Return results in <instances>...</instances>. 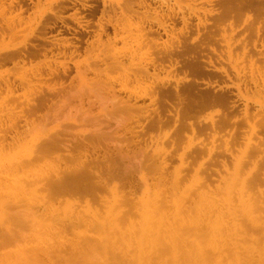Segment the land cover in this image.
Wrapping results in <instances>:
<instances>
[{
	"label": "bare ground",
	"instance_id": "1",
	"mask_svg": "<svg viewBox=\"0 0 264 264\" xmlns=\"http://www.w3.org/2000/svg\"><path fill=\"white\" fill-rule=\"evenodd\" d=\"M2 1H4V0H0V3ZM37 1L39 2L40 0H36V2L33 0H10L9 3H4V5L5 4H7V5H6V7L3 8L2 11H0V14H3L6 9L11 11L13 9V6L16 7V10H14V12H12L13 11L12 10L10 12L9 16L8 17L6 16L7 18L2 20L5 23L6 27H5V25H4L5 28L0 26L3 28V29L2 28L0 29V64H7L9 62H12L13 63V64L11 63V66H12V65H14V63H18L19 61H24L25 58L28 59V61L31 60L32 58H39V60L41 59V57L44 58V59L40 60L34 66L31 65L30 68H24L22 65L21 66L18 65L20 68L25 69L26 72H28V70L31 71L30 76H27V75L21 76V77H19V75L17 76V77H19V79L21 81V84H19L20 82L18 83L19 85H17V82L15 83V81L13 79L12 80H10V79L6 80V79H1L2 77L0 78V95L5 94L0 99V106L1 105L4 106V104H7L8 101H14V103H15V99L18 98L21 103L24 101L27 102V104L25 106L20 107L21 111L25 114L30 113V112H26V109H27L28 111H31V114H33L34 116L35 115L39 116L41 114L42 109H44V108L46 109L47 106L50 104L49 102L52 101L53 99L58 98L57 100H59L62 97H63L62 99L68 98L67 97L68 94H66L67 96L65 95L66 98H64V95H62L61 91L65 87V79L68 76V72H69L70 67L67 65L64 66V64H62V62H56V60H59V59H57L58 56H63L64 59L67 56L71 59L74 56V54H78L81 56L82 54L79 53V49L82 47L81 42H80L82 40L81 38H83V39L87 38L85 41L83 40L84 43L86 44V46L85 47L83 46L84 50L82 52H84V54H85L83 56H87V57L83 58L84 59L83 62H85V63L92 62L90 60H92L91 58L94 56L93 57L94 62L95 61H100V62L103 61L104 63H106L105 62L106 58H109L111 60L110 62L108 61L110 63L109 64L110 66L117 64L120 66L119 68L121 70L123 69L124 71H126V73L129 69L132 70L133 68H134V70L138 71V72H136L133 70L134 72H136L135 74L132 71L130 73V70L128 71L130 74L133 73V77H135L136 83H137V81L139 82L138 79H144L145 80V79H149V77H152V76H156V78L158 80L159 78L157 76H159L158 75L159 73H156V69L158 66H160V67L165 66L166 61H169V63H170L169 65L167 64V67L169 66L172 69H176L178 66H180V63H179L177 57H179V56L182 57L184 52L188 48L187 47V44H188L187 41H183V42L179 41L177 44H173V43L168 41V39L171 40L170 38H173L174 36H173V34H171V30L173 29V26H171V23L166 21V19L171 21L175 18V16H174L175 14H173V7L175 5H173V7H169V5L167 4V2L165 0H163V1L161 0L162 6L166 7L168 5L166 8L167 12L164 11V13H162L161 9L157 10L156 8L153 7V4L147 3L145 0H143V1L142 0L141 1L140 0H138V1L131 0L129 3H127V2L124 3L125 0H102L103 6L101 8H99V9H102V11H100V12H102L101 18L100 17L98 18L99 20H97L98 22L96 25V26H98V28L95 31L92 30V31H94L93 34L91 33L90 30L84 28L83 25H81V24H84L81 17L77 18L76 16H74V14L78 13L80 8H81L83 10H89L91 12L90 16L93 17V15L95 14V11H94L95 9H93V6L87 5L85 3H81L80 2L81 0H79V1L78 0H47L46 3H48V5H50V6H52V5L55 7L57 6V10L55 11L54 9H52L49 6L48 8L42 9L41 11H38V10L34 11L35 15H36L34 17V20L37 21V22L36 21L35 22L37 24V28L39 27L38 30L41 34L51 33L52 30H54L56 27H58L59 22L63 26L66 22L65 21L66 19L64 16H62L59 13L68 11L69 9H72V8L74 9L73 11L75 13L74 14L72 13L73 14L72 16L69 15L70 16L69 18L73 21V23L74 22L77 23L81 27L82 31L75 30L71 26H67L65 24L63 26L64 28H66L65 31H64V29H62V31L58 30V29L57 30L61 34H63V32H66V33L70 32L71 33L70 35H72V37L75 41L73 39H71V41H70V40L65 38L66 40L69 41V44H65V43H61V41L59 40V39H61V37L59 39H56V37H55L53 40H49L47 38L44 39L42 36H36V39L39 41H42L43 43L38 44V45L32 44L31 49L27 48L26 50L21 51L19 48L22 45H23V47L26 46L27 40L29 38L33 37L34 33H30V35L28 34V37H29L28 39H27V35H26L25 40L22 39L23 40L22 42H19L17 44H15V43L12 44L13 41H15L13 38L14 36H15V38L19 39V37H16V36H18L16 34L18 32H16L15 29L18 27L17 25H21V23H22L20 16L18 17L17 15H21L24 12L28 11L29 6L32 4H34V7L37 8L38 7ZM177 1H179V4H180V2H182L183 0H176V1H174V3H176ZM185 1H187V0H185ZM185 1H183L182 3H185ZM193 1H192V3H193ZM244 2H248V1H244ZM113 3H115L117 8L120 10L119 11L120 15L116 14L117 10L115 11V9H114L115 7L113 8ZM192 3H190L191 7H192ZM249 3H250V8H252L258 16L263 18L264 17V0H262V1L260 0V2H258V3H256L255 0H249ZM123 5H125V7H123ZM184 5H183V7H184ZM194 5H193V7H194ZM208 5H209V3H208ZM245 5L246 4H239V5L236 4V7L238 9H241ZM78 6H80V7H78ZM196 6H197V4H196ZM178 7H179V9L182 8L180 5H178ZM0 8H2V6ZM212 8H214V7H212ZM215 8H218V7H215ZM232 8H233V4L227 3V11H229ZM196 9H194V11ZM112 10L114 11L113 13H115L114 15H111L109 13ZM183 11H185V10H183ZM183 11L180 12L182 14V15H180V23L182 24V28H181V31L180 30L179 31L187 37L191 33V29H194L195 27L194 28L191 27V22L189 21L190 17H189V15L186 16L185 14H183L184 13ZM189 11H193V9H190ZM217 11H219V10H216V12ZM17 12L19 14L15 15V13H17ZM69 12H71V11H69ZM187 13H188V9H187ZM196 14H198V13H196ZM196 14H193V15H196ZM216 14H218V12ZM248 14H250V13H248ZM81 15H83V14H81ZM105 15H107V17H105ZM203 15H204V13H203ZM15 16H17L18 19H16ZM205 16H206V14H205ZM134 17L136 19H133ZM224 17H225V15H223L221 17V19ZM197 19L199 20V22H201L202 19L200 17V14H199V17L197 16L196 20ZM204 19L205 18L203 17V20ZM248 19H250V16L248 17ZM84 20H86V18ZM203 20H202V22H203ZM263 22H264V19H263ZM33 23H31V25ZM85 23L88 24L89 21H87ZM203 23L205 24L206 22H203ZM1 25H3V24H1ZM198 25H199V23H198ZM231 25H233V24H231ZM254 26H256V24ZM35 27L36 26H34L33 28H35ZM109 27L112 30V34L109 32ZM154 27H156V28H154ZM199 27L200 26H198L196 28L198 31V34L200 32ZM202 27H201V29H202ZM218 28H220V27H218ZM218 28H217V30H218ZM235 28H237V27H235ZM255 28H257V27H255ZM72 30H74L75 33H73ZM256 30H257V34H259L261 29L259 27ZM230 31L231 30H229L228 32L230 33ZM202 32H204V31L202 30ZM86 33H89L88 37H85ZM234 34H236V33H234ZM161 35H165L167 40L161 41L162 40ZM233 36L234 35H232L230 37L231 40H232ZM6 37L10 40V43H8V44L5 43L4 38H6ZM11 37L13 39H10ZM75 37H77V38H75ZM91 37H93L94 39L92 38L93 40L90 41ZM196 39H198V37H195L193 39L192 43H194V41ZM117 42H120V43L123 42V43H121L122 46L119 48L115 47ZM93 43L95 44V46L93 45ZM227 45H228L227 48H229V55L227 57L228 62L231 65L233 72L235 73V79L237 81L236 80L234 81L231 78V76L229 75L228 71L225 68H221V72H223L225 74V76H227L228 79L231 80L230 81V82H232L231 87L236 88L238 91V95L240 97H242V99L246 102V103H244L245 104V106H244L245 108H243L244 112L242 113L241 112L242 110L239 111V112H241L239 116L243 117L246 120L245 123H247V125H248L247 131L249 132V134L244 136L245 142L242 144L243 146L245 144V150H244L245 159L243 160L242 157L236 159V161L234 163V169H232L233 172L229 174V177H227L226 179L223 180V185L219 181L221 183L219 185L222 187L218 191H215L214 189H212V186L216 187V185L210 186L211 183L209 184L208 181L205 182V180H203L202 177H200V176H198L195 180H193L190 185H186V182L184 183V177L181 176V175H183L184 171L182 172V174L178 171L181 175H179L178 172L174 176H170L171 174H169L170 177L167 180L166 177L168 175V172H167L168 169L166 171L167 175L164 176V174H165L164 172H165L166 165H167L168 161H166L165 157H164V158H160L159 161H157L158 165H156L157 164L156 163L152 170L151 169L149 170L147 168L149 171L147 170L148 172H146L145 171L146 169L143 168V171L146 173L153 171V174H154V172L156 173V174H154L155 176L158 174V176H157V177H159V178H157L158 182L154 181V182L158 183L157 184L158 189L156 191H150L151 190V189H149L150 185L147 183V179H146L147 177H146V178H143L144 182L142 181L143 183H145L146 190L139 197L136 196L134 198L133 197L134 194H132L133 192L131 193L132 195L129 193H126L129 191L126 189L124 190V192H122L123 189L122 190L120 189L121 190L120 191L118 188L117 189L119 191L117 189H112V190H108V192H107L106 191V189H107V187H106L107 182L106 181L110 176L113 175V173H115V172L117 173L118 166H120V165H118L117 162H115L116 160H114V159L110 160L106 155H103V157H101L100 153H99L100 149L93 143L92 139H89V141L88 140L85 141L84 139L82 141L77 140L75 143H70L65 139L66 134H55V136L51 137L50 134L47 135L45 131H42L40 129L43 133L45 132V134H46L45 136H47L44 138L45 141L42 142L41 144L37 143L36 147L35 146L30 147L28 144V145L22 147L19 150V152L16 153L15 155L12 154L13 156H1L0 155V249H1L0 250L1 251L0 252V264H62L61 262H63L64 264H78L77 260H79V262L81 261L80 264H110L109 261L110 262L112 261V264H264V196H263L264 195L263 194L264 193V161H263L264 148H262L261 146H259V144H257L258 143V142H256L257 139L255 141L253 139L255 136L257 137L259 135L258 134L259 131H263L262 128H261V130L258 128V125L256 123L258 121H256V118L253 119V117L258 116L260 119V116H262L263 119H261V120L263 121L262 123H264V116L263 115H260V116L257 115V112L253 114V111L250 114V112H249L250 107H249L248 103L252 98H249L250 96H248V97L246 96V94H248V92H252L251 93V94H253V95H251L252 97H256L258 95V98H259L262 94L264 95V78L261 77L260 74L258 76H256L258 72L253 68L257 73L255 72L256 75H254L255 74L254 73L251 76H250V74H248L250 79L247 80V76L242 73L243 71L242 72L240 71V70H243V68L245 67V65L243 68L241 67L240 60H241L242 54L245 53V56H246V52H248V50L246 51V49H244L241 45V50H243V51L245 50V52L242 53V51H241V53H240L238 51L239 52L238 54H234L233 52H236V51H233V48H235V47H232V46L235 45V43H232V42L230 43L228 41ZM256 45H257V43H256ZM149 46L154 47L153 51L156 52L155 57H154V55H153V57L149 56V54L151 53L150 48H152ZM254 46H255V44H254ZM66 47H68L69 49L70 48L73 49V50L70 49V53L68 55L65 51L61 52V53L58 52V51H62ZM143 47H146L147 49L144 48V49H146L145 51H143L141 53H137L138 52L137 49H140ZM236 47H237V45H236ZM255 47L257 48V46H255ZM237 48H240V47L238 46ZM262 48H264L263 42L261 45V49L259 48L260 52L259 51L254 52L253 55L255 54V55L259 56L260 59L261 58L263 59L264 58V52H263L264 49L262 50ZM136 50H137V52H136ZM238 50H240V49H238ZM139 51H141V50H139ZM49 54H50V57H48L49 60H47L46 57H47V55L49 56ZM250 54L251 53H249L248 55H250ZM137 55L138 56L140 55V56L138 57ZM253 55H250L248 58L253 57ZM245 56L243 58H247ZM253 58H255V57H253ZM219 59H220V57H219ZM207 60H209V59H207ZM216 60L218 61V59H216ZM246 60H245V62H246ZM63 61H65V60H63ZM125 61L126 62L128 61L127 64L125 63ZM253 61H254V59H252V62ZM29 62H31V61H29ZM80 62H76L75 66H74V68L76 67L75 70L78 73V74H76L77 75L76 78L78 77V79L79 78L82 79V75L84 77V75L86 73L88 74L89 71L92 72V70L96 68V67L92 68L93 67L92 64H90V65L88 64L90 67L88 65H86L88 67H85V65L83 64L84 66L82 68H80V65H81ZM83 62H81V63H83ZM111 62L114 64H112ZM228 62H226V63H228ZM66 63H68V62L66 61ZM208 63L209 62H207V64ZM248 63H249V59H248ZM209 64H211V62ZM219 64H221V63H219ZM55 65L59 66L61 68V71L58 68H53V67H55ZM105 65L106 64H104V66H101V68L105 67ZM107 65H108V63H107ZM107 65H106V67H108V68L105 67V70L107 69L106 70L107 73L109 72L108 70L112 69L109 72V73H112L113 70L119 69V68L115 69V68H112V66L110 67L109 65L108 66ZM127 65L130 66V68ZM261 65L263 66V63H261ZM8 66H10V65H8ZM255 66L256 65L254 64V67ZM258 66H260L259 63H258ZM109 67L111 69H109ZM246 67L248 68V64ZM84 68H87V71L85 69L86 73L84 72ZM89 68H91V69H89ZM101 68H99L97 66V69H101ZM215 68H217V66L214 67V69ZM263 68L264 67L259 68V69L262 70ZM80 69H82L83 71L82 70L80 71ZM97 69H95V70L97 71ZM217 69H215V70H217ZM248 71H249V69H248ZM34 72L40 73L41 76H39V77L34 76L35 75ZM97 72H95V74H97ZM101 72H105V71L101 69L100 74H101ZM114 72L112 73V75L114 74ZM169 72H171V71H169ZM249 72H247V73H249ZM92 73H94V72H92ZM120 73H121V71H120ZM122 73L125 74L124 72H122ZM116 74L118 75V73H116ZM173 74H174V72H173ZM103 75H105V74L103 73ZM107 75H108V77H110L109 76L110 74H106V76ZM126 75H128L127 77L129 79L130 78L129 74H125V76ZM169 75H170V73H169ZM182 76H184V75H182ZM24 77H26V78L30 77L29 79L33 78L35 80H41L42 79L45 81L51 79L54 81L53 82L54 85L51 86L53 84L52 83L50 86H46L48 88V90L44 91L41 89V87L46 85L47 83L44 84V82L43 83L36 82L37 83L36 85L38 86L37 92H33V89H32L33 85L31 87H29L32 89L30 91L33 92L35 100L33 101L32 98L27 97V95H26L27 93L24 91L23 92L21 91L22 93L18 92L22 95V97H23V99H22V98H20V96L15 94L13 92V90L17 89V87H20L21 85L23 87V85L26 83L23 79ZM72 77H73V75H72ZM173 77L176 78L175 76H173ZM178 77L179 76H177V78ZM185 77H186V75H185ZM3 78H5V77H3ZM70 78H71V75H70ZM74 78H75V76H74ZM86 78H88V76ZM73 79H71V80H73ZM92 79L93 78H91L90 80L93 81ZM95 79H96V81L94 80V83H95V84L93 83L94 85L92 84V82L91 83L89 82V85H88V83L86 85H88L89 87L94 86L91 88L92 91L94 90L93 91V95H94L93 97H95V99H96V97H98L99 99H96V100H98L99 104H101V106L97 105L96 107H99V108L102 107L103 108V106H105L103 109H106L107 105L105 103L103 104L102 102L105 101L108 103V102H111L110 101V99H111L114 106L117 102L116 100H118V102H117L118 106L117 107H119V108L121 107V110H122V105L128 106L127 108L131 107V109H128V111L131 110V112L129 111V113L128 112L126 113L127 117H128V115L130 116V119L134 116V114L132 113V107L136 106L137 109L141 107L142 110L140 109V111H145L143 108L145 106H143V105H137V104L131 105L129 103V100L131 99L130 97L129 98L127 97L128 98L127 99L125 97L122 98L121 96L115 95V92L117 90H115L116 87L114 86V84H117L116 83L117 80L107 82L106 80L104 81L103 79L102 80H97V78H95ZM114 79H116V78H114ZM77 80H76V83L79 81V80L78 81ZM84 80H85V78H84ZM124 80L125 79H123V82H124ZM132 80L134 81V79H132ZM181 80L182 79L179 80V78H178L175 81H176V83H179ZM22 81H24V84L22 83ZM69 81H67V82H69ZM97 81L99 83L101 81L102 83L99 84ZM152 81L153 80H151L150 82H152ZM160 81H161V79H160ZM125 82H127V80ZM144 82H142L141 84L146 85V83H144ZM146 82H148V81H146ZM166 82H168V81H166ZM30 83H32V82H30ZM79 83H78V85H79ZM96 83H98L100 85V87L98 85H96ZM119 83H122V82H119ZM68 84H70V83H68ZM73 84H71V85H73ZM91 84H92V86H91ZM123 84H121V85H123ZM125 84L127 85V83H125ZM132 84H130V85H132ZM229 84H231V83H229ZM26 85H28V84L26 83ZM86 85L83 84L82 89H84L83 87H85ZM29 86H30V84H29ZM68 86H69L70 90H72V88H74L75 86L77 87V85H73L74 87L70 86V85H68ZM129 86H128V89L130 88ZM241 86L244 87V90L246 92L245 94H243L244 92H242ZM89 87L86 86L85 88L89 89ZM95 87H97V88H95ZM132 87L134 88L133 85H132ZM172 87L174 88V86H172ZM93 88H95L96 90L99 88L100 90H103V92L108 91L107 94L112 92V93H110L112 98L110 97V99H108L109 97L106 94L105 95L102 94V91L100 93L101 95L98 96L100 91L97 94H95L98 90L96 91ZM121 88L122 87H120V89ZM190 88H192V87H190ZM75 89L76 88H74V90L70 91V93L72 92L71 95L74 93ZM82 89L79 92L76 91L77 94L76 93L75 94L78 97L81 96L80 93L83 92ZM87 89L86 90L84 89L85 90L84 92H86ZM91 89H89L87 93L92 94ZM124 89H125V86H124L123 90ZM135 89L136 88H134V90ZM150 89H148V90H150ZM138 90H139V88H138ZM177 90H178V88H177V86H175V91L178 94ZM190 90H192V89H190ZM66 91H69V89H66ZM128 91H130V90H128ZM237 91H236V94H237ZM119 92H121V90H119ZM133 92H135V91H132V93ZM162 92H163V94H162V97H160V98L163 101V105L166 106L168 100L172 96V92L167 91V89L164 91H161V93ZM132 93L130 92V94H132ZM135 93H137V92H135ZM89 94H87V97ZM112 94H113V96H112ZM127 94H129V93H127ZM127 94L125 96H130ZM60 95H61V98L59 97ZM71 95L69 98L73 99L74 96H75V98H77L76 95H74V96L72 95L73 97ZM138 95H139V93L136 94V96H137L136 98L134 95H132L135 98L134 102L144 100L145 98H148L149 100L151 99L150 96L143 95V93L139 96ZM153 95H155V94H153ZM102 97H103V101L101 99ZM152 97H154V96H152ZM155 97H156V95H155ZM240 97H239V99H241ZM82 99H83V97H82ZM87 99L89 101H91L92 97L91 98L88 97ZM95 99L93 98V100L91 102L95 101ZM107 99H108V101H107ZM125 99H127V100H125ZM234 99L236 100V98H234ZM77 100L79 102L80 101L83 102V100H80L79 98H77ZM68 101H69L68 99L65 100V103L66 102L68 103ZM263 101H264V98H263ZM263 101H260L258 99L255 101V103H257L260 106V109H258L259 111H261V110L263 111V107H264ZM85 102H86V104L89 103L88 101H85ZM85 102L83 104H85ZM112 102L110 103V106L113 105ZM57 103L59 104V102H57ZM75 103L76 102L71 104V105H73L72 107H70L71 105H68V104H66V105H68L70 108H73L75 106L73 112L76 113V115H78L77 111H79V109H83V108L86 109L85 108L86 106L84 107L80 103L81 108L78 105L79 109H77V111H75L77 108V105H75ZM255 103H253V105ZM93 104H94V102H93ZM93 104L91 103V105H93ZM96 104H98V103H96ZM138 104H139V102H138ZM169 104L171 105V103H169ZM15 105H16V103H15ZM55 105L57 106L56 103H55ZM54 106H52V107H54ZM60 106H63V104ZM114 106H112V107H114ZM4 107L6 108V114H7L6 116L8 117L9 115H12V110H14L15 107H13V105L11 103L7 104ZM59 107H58V109L60 110ZM69 107H68V109H70ZM112 107L108 108L107 111L105 110L106 112L105 111L102 112V113L105 112L104 113L105 115L102 114L103 118L106 116V113H110L111 111H113L114 108L112 109ZM92 108H93V106H92ZM152 108H153V106H152ZM178 108L175 105H171V110L167 109L168 116L171 114L173 115L172 111H175V117L177 118L178 114H179ZM49 109H51V108H49ZM62 109H64V108L62 107ZM87 109L88 110H86V112H85V110L83 112V114L86 117L83 116V118L81 117V120L78 119V121H76V124H78L77 122L80 123L85 118L87 119L88 115L85 113L89 112V110H90V112H92L91 108H88V105H87ZM147 109H148V107L146 108V110ZM150 109H151V107H150ZM47 110H48V108H47ZM47 110H46V112L48 113ZM59 110L56 111L53 109V111H54L53 113L58 114ZM109 110H111V111L108 112ZM152 110L153 109H151V111ZM66 111H68V110H66ZM69 111L72 114V112H71L72 110H69ZM93 111H96V110H93ZM187 111H188V109L186 110V113L189 112V111L188 112ZM37 112H38V114H37ZM46 112L44 114H46ZM80 112H82V110L79 111V113ZM64 113H66V112H63L61 114L64 115ZM100 113H101V111H100ZM130 113L133 115L131 116ZM48 114L50 115L51 113H48ZM52 114H51V116H52ZM67 114H69V113L67 112ZM88 114L90 115L91 113H88ZM110 114H108V115H110ZM260 114H262V113H260ZM13 115L15 116V113ZM13 115L11 117H13ZM80 115H81V113L79 114V116ZM108 115H107V117H109ZM113 115H114L113 119L111 118V120L113 122L118 121V122L114 123L115 127L118 126L121 129L120 125L124 126L125 123L128 122V120H127L128 118L125 117L123 115V113H122L123 118L124 117L125 118L124 119L122 118V119L127 120L126 122H123L122 119L120 118L121 114H120L118 120L114 119L118 116H115V114H113ZM117 115H119V114H117ZM139 115H140V112H139ZM188 115H189V113L186 116H188ZM46 116H45L46 120L43 118L45 120V122H43V123H45V124L47 123L46 122L47 119H49V117H51V116H48L47 114H46ZM71 116H73V115L68 116L69 119L76 118L75 115L72 118H70ZM111 116H112V114H111ZM158 116H159V114H158ZM224 116H226V115H224ZM236 116H238V115H234L235 120L234 121L232 120L233 122L231 123V125H233V127H235V125L238 122V119L240 118V117H237L238 119H236ZM15 117H17V119L11 118L12 120L10 119V122L7 123V129L5 131V134H2L3 141H8V137H10L13 141L12 143L9 142L10 144H7V145H5L4 142H2L3 146L1 147V149L4 148L3 151L5 150L6 146H7L6 149L9 147H13L14 146L13 143L15 141L18 142V140H19V137H18L19 132H14L15 134L10 135L9 134V132H10L9 128L10 127L14 128L15 125H18L19 119L23 120V123L28 122L26 115L24 118L21 115L20 116L18 115ZM56 117L61 119V118H64L65 115L62 116L61 118L56 116V115L55 116L53 115L54 121H55V119L57 121L59 120ZM66 117H65V120L68 118V117L67 118ZM142 117H143V115H142ZM163 117L165 118V115ZM31 118H33V116ZM99 118H101V116ZM106 118H105V120H108L110 117L108 119H106ZM134 118H136V117L134 116ZM134 118H132V119H134ZM137 118H139V117L137 116ZM213 118H214L213 116H210V117H206L205 120H206V122L210 121L213 123V121L215 120V119L213 120ZM251 118L253 119V122H251L252 120L250 121ZM51 119H52V117L50 118V120ZM160 119H161V117L159 118V120ZM93 120L95 122V118H93ZM119 120L122 121V124L120 122V125H119ZM145 120H147V119H145ZM40 121L38 120L40 125H44V124H41L42 122H40ZM54 121H52V122L55 123ZM230 121H231V118H230ZM31 122H33V121H31ZM36 122H37V120H36ZM38 122L36 124L39 125ZM64 122H66V121H64ZM5 123L6 122H4V124ZM117 123H118V125L116 126ZM61 124L62 123H60V125ZM99 124H101V123H99ZM103 124H105V123H103ZM105 125H107V123ZM158 125L160 127V124H158ZM200 125H201V123H200ZM210 125L212 127V124H210ZM99 126L102 127V125H99ZM99 126L96 125L95 127H97V128L94 127V129L95 130L98 129ZM30 127L32 130L33 126H30ZM45 127H46V125L44 126V129H45ZM113 127L111 129L110 128L107 129V131L108 132H109V130L111 131L113 129ZM34 128H37V127H34ZM34 128H33L32 132L35 131ZM81 128L83 129L84 127H81ZM130 128H132V127H130ZM58 129H60V128H58ZM124 129H126V128L124 127ZM127 129H128V127H127ZM133 129L134 128L129 129L128 132L130 130L134 131ZM191 129H192V127H191ZM23 130H25V129H23ZM31 130H29V131H31ZM71 130L72 129H70V130L68 129L67 132H69ZM73 130H76V129H73ZM95 130L94 131L92 130V131L95 132ZM116 130H113L114 133H116L115 132ZM232 130H233V128L230 131H232ZM239 130H241V129H239ZM29 131L27 133H29ZM41 131H40V134L43 135V133H41ZM55 131L56 130L54 129V132ZM65 131H64V133H65ZM89 131L90 130H88V132ZM99 131H101V130H99ZM132 131H131V133H132ZM47 132L50 133L49 131H47ZM126 132H127V130H126ZM213 132H214V129H213ZM17 133H18V136H17ZM114 133L112 135L116 136L117 134H114ZM120 133H122L121 130H120ZM131 133H130V135L132 136ZM183 133H185V132H183ZM232 133H233V131H232ZM76 134H81V132H78ZM36 136H37V134H36ZM38 136H40V135H38ZM117 136L120 137V135H117ZM25 137L26 136H24V139H25ZM75 137L76 136H74L73 138H75ZM78 137H80V136H78ZM126 137H128V136H126ZM140 138H141V136H140ZM257 138L259 139V137H257ZM71 140H74V139H71ZM124 140H125V138H124ZM262 140H263V138H262ZM111 141H113V140H110V142ZM114 142H115V140L113 141V143ZM133 142H134V139H133ZM111 143H110V145H111ZM125 143H127V142H125ZM125 143L123 142V144H125ZM263 143H264V140H263ZM119 144L121 145L120 142H119ZM19 145L21 146V144H19ZM129 145H131V144H129ZM146 145L144 147H147ZM196 145L198 146V144H196ZM112 146H114V144ZM191 146H192V144L189 143L188 148H191ZM194 146H195V144H194ZM234 147H235V145H233V148ZM180 148H181V146H180ZM14 150H15V148H14ZM27 150H29V151L27 152ZM1 151H0V153H2ZM50 151H53V152L55 151L54 154L52 153V159H54L53 158L54 156H56V155L58 156V154H60V152H62V151H63L64 156L71 158L72 161L75 160L74 158L76 157V155H82V156L81 157L77 156L78 158L79 157L80 158L78 159L76 157L77 161H74L71 164L68 163V165L65 164L64 160L60 161L61 158H59L58 161H60L61 163L63 162V164L66 165V166L64 165V167H62L63 166L62 165L61 166L62 168H60V169L53 168V165H52L53 169L50 167V169L47 171H44L43 170L44 168L42 169L43 171L39 170L41 165H39L40 163H36V161L37 160L39 161L40 157L41 158L45 157L48 153H51ZM137 151H138V149H137ZM208 152L209 153H207V154L210 155L213 152V150L209 149ZM55 153H57V154H55ZM126 153H128V152H126ZM138 153H141V152H138ZM145 153H147V150L144 151V154ZM163 153H165L164 150H163ZM163 153H161V154H163ZM4 154H7V153L4 152ZM168 154H170V153H168ZM48 155H50V154H48ZM140 155H142V153ZM129 156H131V155H129ZM142 156L138 159V161L142 162V159H141V158H143ZM156 156L158 157L159 154ZM175 156H176V154H175ZM50 157H51V155H50ZM100 157L102 158V160H100ZM157 157H156V159H158ZM125 158H127V157H125ZM47 159L49 160L50 158L48 157ZM47 159L46 160L43 159L45 161V163L48 162ZM52 159H50V160H52ZM55 159H54V162H55ZM103 159H105L106 161H103ZM258 159L262 162V165L259 168V169H261V172L255 174V170H256L257 166L256 167L254 166L255 170H253L252 168H249V166L251 164H253L254 160H255L254 165H256L258 163L257 162ZM152 160H150V161H152ZM198 160L200 161V158L197 159L196 161H198ZM150 161H148V163H150ZM232 161H234V160H232ZM50 162H48L47 164H49ZM54 162L52 164L57 165V162L56 163H54ZM108 162H109V164H108ZM134 162H135V160H134ZM140 162L137 163L139 168H141L144 165L143 164L140 167V164H141ZM184 162H185L184 165L186 166L187 163L185 160H184ZM35 164L39 165V166H35ZM60 164H58L57 166H59ZM169 164H170V162H169ZM55 165H54V167H56ZM127 165L131 166V164H127ZM138 166H136V167H138ZM145 166H148V165L146 164ZM225 167H226V165H225ZM150 168H151V166H150ZM231 168H232V166H231ZM132 169H133V167H132ZM180 169H182V168H180ZM139 171H142V170L139 169ZM192 171H194V169H192ZM200 171H201V169H200ZM170 172H171V170H169V173ZM190 174L192 175V173H190ZM190 174H189V176H190ZM224 174H227V173L224 172ZM198 175H199V172H198ZM200 175H203V174H200ZM149 178L151 179V177H149ZM185 179L188 180V178H185ZM219 180H220V177H219ZM151 181H152V179H151ZM151 183H153V182H151ZM156 183H154L155 188H157L155 185ZM159 186L160 187L162 186V188H159ZM258 193L261 195L257 196ZM67 196L69 198L71 196L72 197L75 196L76 199H77V197H83V199L84 198L85 199L91 198L92 200L96 201L97 203L95 202L96 205H94V201H93L92 206L89 205V202H88V204L83 205L84 202L82 204L77 203L79 201V199L75 203V202H69L68 198H67L65 206L63 207L62 212H60L61 208L59 209L60 210L59 211L58 208L60 206H58V208H56L55 202H59V197L64 198ZM72 199H74V197ZM83 199H82V201H83ZM60 202L62 203V201H60ZM90 202L92 204V201H90ZM58 205H59V203H58ZM53 217L55 218V220H53L54 219ZM259 236H261V237H259ZM244 237L246 238L245 242H247L246 240H248V244L250 245L249 246L250 248L249 247L245 248V246L248 245L247 244L244 246L243 250L241 251L239 249L241 247H243L242 243H243V245L245 243V242H242V241H244V239L241 241V238H244ZM228 247L231 248L230 251H227ZM244 249H245V251H244ZM246 250L250 251L251 256L243 257L242 252L244 251L245 254H247ZM240 251H241V253H240ZM66 255H70V257L68 259L64 258V256H66ZM61 258L65 259V260L59 262V260H61Z\"/></svg>",
	"mask_w": 264,
	"mask_h": 264
},
{
	"label": "rangeland",
	"instance_id": "2",
	"mask_svg": "<svg viewBox=\"0 0 264 264\" xmlns=\"http://www.w3.org/2000/svg\"><path fill=\"white\" fill-rule=\"evenodd\" d=\"M5 1V2H4ZM4 1H2L1 3H0V7L2 6V8H0V11H2L3 10V8L4 7H6V5L7 4H5L4 5V3H9V1L10 0H4ZM7 1V2H6ZM33 1H35L36 2V0H33ZM79 1V0H78ZM131 0H125L124 1V3L125 2H127V3H129ZM134 1H138V0H134ZM133 1V2H134ZM141 1V0H140ZM143 1V0H142ZM147 3H150V4H153V7L154 8H156L157 10H159V9H161L162 10V13H164V11L165 12H167V6L169 5V7H173V5H175L174 7H173V14H175L174 16H175V18L173 19V20H168V19H166V21H168L169 23H171V26H173V29L171 30V34H173V38H170L171 40H169L168 39V41L169 42H171V43H173V44H177L179 41H187L188 42V44H187V50L184 52V54H183V56L181 57V56H179V57H177V59H178V61H179V63H180V66H178L176 69H172V68H170L169 66L167 67V64L169 65L170 63H169V61H166V63H165V66H163V67H160V66H158L157 67V69H156V73H159L158 75L159 76H157L159 79V81H160V79H161V81L159 82L158 80H157V78H156V76H152V77H149V79H138L139 80V82L137 81V83L135 82L136 80H135V77H133V73L135 74L136 72H138V71H136V70H134V68L131 70V69H129L130 70V73H131V71L133 72L132 74H130L128 71H127V73H126V71H124L123 69L121 70L119 67V65H117V64H114V63H112V64H114V65H111L112 66V68H119V69H116V70H113L112 71V73L114 72V74L112 75V73H109L112 69L110 68L111 66L109 65L110 63V59L109 58H106V60H105V62L106 63H104L103 61V63L104 64H106L107 65V63H108V65L110 66L109 67V69H111V70H108L109 72L107 73L106 72V70H105V67H106V65H105V67H103V68H101V66H104V64L102 63V62H100V61H93V57L91 58L92 60H90V61H92V62H88V63H85V62H83L84 61V57H87V56H83V55H85L84 54V52H82L83 50H84V47L86 46V44L85 43H82L83 45H82V47L79 49V53L80 54H82L81 56L80 55H78V54H74V56L70 59L68 56L64 59V57L63 56H58V58L57 59H59V60H56V62H62V64H64V66L65 65H67V66H69L70 67V69H69V72H68V76L66 77V79H65V87H64V89H62V91H61V93H62V95H64V98H66L65 97V95L66 94H68V98H66V99H62L61 98V95L59 96L61 99H59V100H57V99H53L52 101H50L49 103L51 104H53L54 102L57 104V106L59 107L60 105H62L63 104V106H60L59 108H60V110L58 109V107L55 105V103L52 105H50L49 103V105L47 106V108H48V110H47V108L45 109H42V111H41V114L43 113H45L46 112V110L48 111V113H53L54 111H53V109L54 110H59L58 112V114H55V113H53L52 114V116H51V114L49 115L47 112H46V114L48 115V116H51L52 117V119H53V115L55 116H58V117H62V116H64L65 115V117L67 116H69V115H75L76 116V118H72L73 116H71L70 118H72V119H69V117L65 120V117L64 118H61V119H59V118H57V119H59L58 121L55 119V121H54V119L52 120V121H54L55 123H53L51 120H50V118L51 117H49V119H47V123L45 124V123H43V122H45V120H46V114H40L39 116L38 115H33V114H31V111H28L27 109H26V112H30V113H27V114H25V113H23L22 111H21V108L20 107H23V106H25L26 104H27V102L26 101H24V102H20V100L17 98V99H15V103H16V105H15V103H14V101H8V103L7 104H12L13 105V107H15V109L14 110H12V115L15 113V116H22L23 118L25 117V115H26V118H27V120H28V122H24L23 123V120H21V119H19L18 120V125H15L14 126V128H9V130H10V132H9V134L11 135H13V134H15L14 132H19V136H18V133H17V136L19 137V140H18V142H14L13 144H14V148H15V150H14V148L13 147H9V148H7L6 149V147H5V150L3 151V149H1V147L3 146L2 144V142H4V144L5 145H7V144H10V143H12L13 141H12V139L10 138V137H8V141H3V136H2V134H5V131H6V129H7V123H9L10 122V119L11 118H15V119H17V117H15L14 115H13V117H11L12 115H9L8 117L6 116L7 114H6V108L4 107V106H6L7 104H4V106L3 105H1L0 106V127L2 128H0V135L2 136H0V151L2 152V153H0V155L1 156H13V155H15L16 153H18L19 152V150L22 148V147H24V146H26V145H28L29 144V146L31 147V146H35L36 147V145H37V143L38 144H41L42 142H44L45 140H44V138L45 137H47V136H45L46 134L47 135H49L50 134V136L51 137H53V136H55V134H66V136H65V139L68 141V142H70V143H75L77 140L78 141H82L83 139L85 140V141H89V139H92V141H93V143L100 149L99 150V153H100V156L101 157H103V155H106L110 160H112V159H114V160H116L115 162H117L118 163V165H120V166H118V171H117V173L115 172V173H113V175L112 176H110L108 179H107V184H106V187H107V189H106V191L108 192V190H112V189H123L122 190V192H124V190L126 189V190H129L128 192H126V193H129V194H131L132 192V194H134L133 195V197L135 198L136 196L137 197H139V196H141V194L146 190V188H145V183H143L144 181H143V178H146L147 179V183L150 185L149 187V189H151L150 191H156L157 189H158V187H157V184L158 183H156V182H158V180H157V178H159V177H157L158 176V174L155 176L154 174H156L155 172H154V174H153V171H151V172H149V173H146V172H148L150 169L152 170L153 169V167L155 166V164L156 165H158V162L157 161H159V159L160 158H164L165 157V160L166 161H168V163H167V165H166V169H165V174H164V176L165 175H167V172H168V175H167V180L169 179V177L170 176H174V175H176L177 174V172L179 171L181 174H182V172L184 171V173H183V175H181L179 172H178V174L179 175H181L182 177H184V183L186 182V185H190L191 184V182L193 181V180H195L198 176H200V177H202V179L203 180H205V182L206 181H208L209 182V184L211 183V185L210 186H212V185H216V187H214V186H212V189H214L215 191H218L222 186H220L219 184H221L222 183V185H223V180L224 179H226L227 177H229V174L230 173H232L233 172V170L232 169H234V163H235V161H236V159H238V158H240V157H242V159L244 160L245 159V157H244V150H245V144H244V146L242 145L245 141H244V136L245 135H247V134H249V132L247 131L248 130V125H247V123H245L246 122V120L243 118V117H240L239 115H240V113L242 112H244L243 110V108H245L244 106H245V104L244 103H246L243 99H242V97H240L239 95H238V91H237V89L236 88H234V87H231V85H232V82H230L231 80H229L228 79V77L227 76H225V74L223 73V72H221V68H225L227 71H228V73H229V75L231 76V78L235 81L236 79H235V73L233 72V70H232V68H231V65L229 64V62H228V55H229V48H227L228 47V45H227V43H228V41L231 43H235V45H233L232 47H235V48H233V51H236V52H233L234 54H238L239 52L241 53V51H242V53H244L245 52V50L243 51V50H241V45H242V47L244 48V49H246V51L248 50V52H246V56H245V53L244 54H242V56H241V60H240V65H241V67L243 68L244 67V65H245V67L247 66V64H248V68L246 67H244L243 68V70H240L243 74H245L246 76H247V80L248 79H250L249 78V75L248 74H250V76L252 75V74H254L256 71L258 72H256L257 73V75H256V73L254 74V75H256V76H258L259 74L261 75V77H263L264 78V68L261 70V69H259V68H262V67H264V58L262 59H260L259 58V56H257V55H253V53L254 52H257V51H259L260 52V50H259V48L261 49V45H262V42H263V45H264V22H263V19H264V17L262 18V17H260V16H258L257 14H256V12L252 9V8H250V3H249V0H187V1H185V0H183V1H185V3H182V2H180V4H179V1H177L176 3H174V1H176V0H165L166 2H167V6L166 7H164V6H162L161 4V0H145ZM163 1V0H162ZM192 1H193V3H192ZM209 3V5H208V3ZM244 1H248V2H244ZM256 1V3H258V2H260V0H255ZM262 1V0H261ZM47 2V0H40L39 2L37 1V3H38V7L36 8V7H34V4H32V5H30L29 6V10L28 11H26V12H24L23 14H21V15H17V14H19L18 12L17 13H15V15H17L18 17L20 16V18H21V20H22V23H21V25H17L16 27V32H18V33H16L18 36H16V37H19V39L18 38H15V36L13 37L14 38V40L15 41H13V43L12 44H17V43H19V42H22L23 40H25V36L27 35V39L29 38L28 37V34L30 35V33H34V36L33 37H31V38H29L28 40H27V42H26V46H24L23 47V45L19 48L21 51H24V50H26L27 48L28 49H31L32 48V44L33 45H38V44H42L43 42L42 41H39V40H37L36 39V36H42L44 39L45 38H47V39H49V40H53L55 37H56V39H59L60 37H61V39H59L60 41H61V43H65V44H69V41L68 40H70L71 41V39H73V38H70V36L72 37V35H70L69 33H66V32H63V34H61V33H59V31L58 30H60V29H66V28H64L63 26L66 24L67 26H71L72 28H74L75 30H79V31H82V29H81V27L77 24V23H73V21L69 18L70 16H72L75 12L73 11L74 9L72 8V9H69L68 11H65V12H62V13H59V14H61L62 16H64L65 17V24L63 25V26H59V25H62L60 22L58 23V27H56L55 28V30H52V32L51 33H45V34H41L40 32H39V27L37 28V24H36V20H34V17L36 16L35 15V12L34 11H36V10H38V11H41L42 9H45V8H48L50 5H48V3H46ZM81 3H85V4H87V5H91V6H93V9H95L94 11H95V14L93 15V17H91L90 16V11L89 10H83V9H81L80 8V10H79V12L78 13H75L74 14V16H76L77 18H80L81 17V19L83 20V23L84 24H81V25H83V27L84 28H86V29H88V30H90L91 31V33L93 34L94 33V31L95 30H97V28H98V26H96L97 25V20H99L98 18L100 17L101 18V13L102 12H100V11H102V9H99V8H101L103 5H102V0H81L80 1ZM114 2V1H113ZM198 2V3H197ZM174 3V4H173ZM190 3H192V7H191V4ZM227 3H231V4H233V8L232 9H230L229 11H227ZM177 4V5H176ZM184 5V7H183V5ZM190 4V5H189ZM195 4V5H194ZM196 4H197V6H196ZM236 4L237 5H239V4H246L243 8H241V9H238L237 7H236ZM178 5H180L182 8L181 9H179V7H178ZM189 5V6H188ZM193 5H194V7H193ZM199 5V6H198ZM229 5V4H228ZM235 5V6H234ZM205 6V7H204ZM33 7V8H32ZM44 7V8H43ZM52 9H54L55 11L57 10V6L55 7V6H50ZM78 7H80V6H78ZM115 7V8H114ZM123 7H125V5H123ZM189 7V8H188ZM212 7H214V8H212ZM215 7H218V8H215ZM113 8L115 9V11H116V14L118 15H120V13H119V9L117 8V6L115 5V3H113ZM197 8V9H196ZM204 10H203V9ZM31 9V10H30ZM34 9V10H33ZM187 9H188V13H187ZM190 9H193V11H189ZM194 9H196L195 11H194ZM13 10V11H12ZM11 11L12 12H14V10H16V7L15 6H13V9H12ZM183 11V10H185V11H183L184 13L183 14H185L186 16L187 15H189V17H190V19H189V21L191 22V27L192 28H194V29H191V33L186 37L185 35H183V33H181L180 31H181V28H182V24L180 23V15H182L180 12L181 11ZM216 10H219V11H217L218 12V14H216L217 12H216ZM10 10H5V12L3 13V14H0V23L1 24H3V25H1L0 24V26H2V27H4V25H5V23L2 21V20H4V19H6L8 16H9V14H10V12H11ZM69 11H71V12H69ZM141 11V10H140ZM179 11V12H178ZM199 11V12H198ZM213 11V12H212ZM100 12V13H99ZM114 11L112 10V11H110L109 13L111 14V15H114L115 13H113ZM192 12V13H191ZM245 12V13H244ZM6 13V14H5ZM73 13V14H72ZM196 13H198V14H196ZM203 13H204V15H203ZM214 13V14H213ZM248 13H250V14H248ZM81 14H83V15H81ZM193 14H196V15H193ZM199 14H200V17H201V19L203 20V17L205 18L204 20H203V22H206L205 24L202 22V20H201V22H199V20L197 19L196 20V18H197V16L199 17ZM205 14H206V16H205ZM212 14V15H211ZM232 14V15H231ZM34 15V16H33ZM70 15V16H69ZM192 15V16H191ZM202 15V16H201ZM223 15H225V17L224 18H222L221 19V17L223 16ZM7 16V17H6ZM17 16H15L16 17V19H18V17ZM250 16V19H248V17ZM4 17V18H3ZM26 17V18H25ZM105 17H107V15H105ZM179 17V18H178ZM196 17V18H195ZM260 17V18H259ZM86 18V20H84ZM194 18V19H193ZM208 18V19H207ZM232 18V19H231ZM243 18V19H242ZM89 19V20H88ZM133 19H136L135 17L133 18ZM230 19V20H229ZM196 20V21H195ZM248 20V21H247ZM259 20V21H258ZM29 21V22H28ZM36 21V22H35ZM87 21H89V23L87 24V23H85V22H87ZM135 21V20H134ZM232 21V22H231ZM253 21V22H252ZM34 22V23H33ZM82 22V21H81ZM173 22V23H172ZM208 22V23H207ZM210 22V23H209ZM229 22V23H228ZM231 22V23H230ZM247 22V23H246ZM30 23V24H29ZM31 23H33L32 25H31ZM96 23V24H95ZM196 25H195V24ZM198 23H199V25H198ZM201 23V24H200ZM258 23V24H257ZM261 23V24H260ZM194 24V25H193ZM225 24V25H224ZM231 24H233V25H231ZM256 24V26H254ZM12 25V24H11ZM28 25V26H27ZM30 25V26H29ZM52 25V24H51ZM205 28H203L202 26ZM220 25V26H219ZM224 25V26H223ZM34 26H36L35 28H33ZM198 26H200L199 27V34H198V31H197V27ZM2 27H0V29L2 28ZM5 27H6V25H5ZM4 27V28H5ZM20 27V28H19ZM80 27V28H79ZM201 27H202V29H201ZM218 27H220V28H218ZM223 27V28H222ZM228 27V28H227ZM235 27H237V28H235ZM239 27V28H238ZM255 27H257V28H255ZM260 27V33L259 34H257V30L256 29H258ZM154 28H156V27H154ZM217 28H218V30H217ZM234 28V29H233ZM3 29V28H2ZM23 29V30H22ZM35 29V30H34ZM58 29V30H57ZM201 29V30H200ZM34 30V31H33ZM92 30H94V31H92ZM180 30V31H179ZM202 30L204 31V32H202ZM208 30V31H207ZM221 30V31H220ZM229 30H231L230 31V33L228 32ZM56 31H58V33H56ZM236 31V32H235ZM72 32L73 33H75V31L74 30H72ZM109 32L112 34V30H111V28L109 27ZM138 32V31H137ZM162 32V31H161ZM20 33V34H19ZM209 33V34H208ZM234 33H236V34H234ZM56 34V35H55ZM89 33H86V36L85 37H88L89 35H88ZM196 34V35H195ZM198 34V35H197ZM207 34V35H206ZM212 34V35H211ZM228 34V35H227ZM243 34V35H242ZM255 34V35H254ZM50 35H52V36H50ZM193 35V36H192ZM201 35V36H200ZM211 35V36H210ZM232 35H234L233 37H232V40H231V36ZM21 36V37H20ZM47 36V37H46ZM54 36V37H53ZM200 36V37H199ZM226 36V37H225ZM240 36V37H239ZM24 37V38H23ZM195 37H198V39H196L195 41H194V43H192V41H193V39ZM205 37V38H204ZM210 37V38H209ZM239 37V38H238ZM12 37L10 38V39H13ZM68 39V40H66V39ZM93 37H91V39H90V41L91 40H93L92 39ZM161 38H162V40L161 41H165V40H167V38H166V36L165 35H161ZM237 38V39H236ZM5 39V43H10V40L6 37V38H4ZM17 39V40H16ZM23 39V40H22ZM74 40V39H73ZM129 40V39H128ZM235 40V41H234ZM237 40V41H236ZM242 40V41H241ZM75 41V40H74ZM89 41V42H90ZM190 41V42H189ZM244 41V42H243ZM35 43V44H34ZM121 43H123V42H121ZM120 42H117V44H116V46L115 47H117V48H119V47H121L122 46V44H121ZM241 43V44H240ZM256 43H257V45H256ZM31 44V45H30ZM254 44H255V46H257V48L254 46ZM93 45L95 46V44L93 43ZM236 45H237V47L239 46L240 48H237L236 47ZM84 46V47H83ZM202 46V47H201ZM209 46V47H208ZM223 46V47H222ZM149 47H152V48H150V54H149V56H151V57H153V55H154V57H155V51H153L154 50V47L153 46H149ZM246 47V48H245ZM255 47V48H254ZM144 48H146V47H143V48H140V49H137L138 50V52H137V50H136V52L137 53H141V52H143V51H145L146 49H144ZM69 51H68V50ZM70 49H72V48H70ZM70 49L68 48V47H66L65 49H63L62 51H58V52H66L67 53V55L70 53ZM238 49H240V50H238ZM264 48H262V50H263ZM67 50V51H66ZM73 50V49H72ZM139 50H141V51H139ZM215 50V51H214ZM239 51V52H238ZM57 52V53H58ZM263 52H264V50H263ZM202 53V54H201ZM226 53V54H225ZM249 53H251L250 55H253V57H255V58H253V57H250V58H248L250 55H248ZM208 55V56H207ZM79 56V57H78ZM138 56V55H137ZM140 56V55H139ZM138 56V57H139ZM247 57L248 59H249V63H248V59L247 58H243V57ZM48 57H50V54H49V56L47 55V60H49L48 59ZM81 57V58H80ZM96 57V56H95ZM103 57V56H102ZM210 57V58H209ZM219 57H220V59H219ZM227 59H225V58ZM104 58V57H103ZM203 58V59H202ZM42 59H44V58H42L41 57V59L40 60H42ZM205 59V60H204ZM207 59H209V60H207ZM216 59H218V61L216 60ZM247 59V60H246ZM252 59H254V61L252 62ZM37 60V61H36ZM39 58H32L31 60H29V61H31V62H29L28 61V59H24V61H19L18 63H14V65H12L11 66V63L12 62H9V63H7V64H0V78L1 79H10V80H14L15 81V83L17 82V85H19V84H21V81H20V79H19V77H21V76H25V75H27V76H30L31 74V71H29L28 70V72H26V70L25 69H23V68H20L19 66H23L24 68H30L31 67V65L32 66H34L35 64H37L39 61ZM63 60H65V61H63ZM226 60V61H225ZM245 60H246V62H245ZM66 61L68 62V63H66ZM83 62V63H81L80 62V68H82L84 65H85V67H88L90 64H92V68H94V67H96L95 69H97V66L99 67V68H101L102 70H104L105 72H101V74H100V71H101V69H97V71L95 70V69H93L92 70V72H94V73H92L91 71H89V73L87 74L86 72H85V69H86V71H87V68H84V72L87 74H85L84 75V77H83V75H82V79L81 78H79L78 79V77L76 78V74H78L77 72H76V67L74 68V66H75V63L76 62ZM109 61V62H108ZM217 61V62H216ZM48 62V61H47ZM95 64H94V63ZM98 62V63H97ZM128 62V61H127ZM127 62L125 61V63L127 64ZM207 62H211V64H207ZM226 62H228V63H226ZM219 63H221V64H219ZM242 63V64H241ZM247 63V64H246ZM258 63H259V65L261 66H258ZM261 63H263V66L261 65ZM13 64V63H12ZM58 64V63H57ZM84 64V65H83ZM89 64V65H88ZM254 64L256 65L255 67H254ZM8 65H10V66H8ZM19 65V66H18ZM86 65H88V66H86ZM107 65V66H108ZM221 65V66H220ZM223 65V66H222ZM4 66V67H3ZM7 66V67H6ZM114 66V67H113ZM116 66V67H115ZM118 66V67H117ZM128 66V65H127ZM217 66V68H215V69H217V70H215L214 69V67H216ZM3 67V68H2ZM13 67V68H12ZM53 67V66H52ZM90 67V66H89ZM129 68H130V66H128ZM138 67V66H137ZM230 67V68H229ZM259 67V68H258ZM53 68H58L60 71H61V68L59 67V66H56L55 65V67H53ZM106 68H108V67H106ZM168 68V69H167ZM256 70H254V69ZM89 69H91V68H89ZM160 69V70H159ZM248 69H249V71H248ZM82 69H80V71H81ZM95 70V71H94ZM136 71V72H134V71ZM138 70V69H137ZM158 70V71H157ZM254 70V71H253ZM261 70V71H260ZM83 71V70H82ZM120 71H121V73H120ZM164 71V72H163ZM169 71H171V72H169ZM260 71V72H259ZM8 72V73H7ZM95 72H97V74H95ZM122 72H124L125 74H129V79H128V75H126L125 76V74H123ZM173 72H174V74H173ZM221 72V73H220ZM247 72H249V73H247ZM253 72V73H252ZM262 72V73H261ZM11 73V74H10ZM26 73V74H25ZM103 73L105 74V75H103ZM116 73H118V75L116 74ZM169 73H170V75H169ZM185 73V74H184ZM34 76H37V77H39V76H41V74L40 73H38V72H34ZM45 74V73H44ZM84 74V73H83ZM99 74V75H98ZM106 74H110L109 76L110 77H108V75L106 76ZM122 74V75H121ZM164 74V75H163ZM168 74V75H167ZM179 74V75H178ZM234 74V75H233ZM19 75V77H17ZM70 75H71V78H70ZM72 75H73V77H72ZM92 75V76H91ZM95 75V76H94ZM98 75V76H97ZM124 75V76H123ZM137 75V74H136ZM182 75H184V76H182ZM185 75H186V77H185ZM45 76V75H44ZM74 76H75V78H74ZM88 76V78H86ZM90 76V77H89ZM114 76V77H113ZM117 76V77H116ZM121 78H120V77ZM171 76V77H170ZM173 76H175L176 78H174ZM177 76H179L178 78H179V80L180 79H182L179 83H176V81L175 80H177L178 78H177ZM3 77H5V78H3ZM107 77V78H106ZM123 77V78H122ZM126 77V78H125ZM132 77V78H131ZM156 79H155V78ZM181 77V78H180ZM183 77V78H182ZM227 77V78H226ZM30 78V77H29ZM28 77L26 78V77H24L23 79H24V81L28 84V85H26V83L24 84V81H22V83L24 84L23 85V87H22V85L20 86V87H17V89H15V90H13V92L15 93V94H17L18 96H20V98H22L23 99V97H22V95L20 94V93H22L23 91L24 92H26L27 94V97H30V98H32L33 99V101L35 100V98H34V95H33V92H37V89H38V86L36 85L37 83L36 82H39V83H43L44 82V84H46V85H44V86H42L41 87V89L42 90H44V91H47L48 90V88L46 87V86H50L54 81L53 80H47V81H45V80H35V79H29ZM70 78V79H69ZM74 78V79H73ZM84 78H85V80H84ZM91 78H93L92 80L93 81H91L90 79ZM95 78H97V80H106L107 82H111V81H113V80H117L116 81V83L120 86L121 84H123L126 80H127V82H125V83H127V85L124 83L123 85H121L120 87H122L121 89H120V87L117 85V84H114V86L116 87L115 88V90H117L116 92H115V95L116 96H121L122 98H131L130 100H129V103L132 105V104H137V105H143V106H145V107H143L144 108V110L145 111H140V109H141V107L140 108H136V106H134V107H132V113L134 114V116L136 117V118H134V116L132 117V118H134V119H130V116L128 115V117H127V112L129 113V111L131 112V110H129L128 111V109H131V107L130 108H127L128 106H123L122 105V110H121V107L119 108V107H117L118 105H117V102H118V100H116L115 102H116V104H115V106H114V104H113V102H112V100L110 99V97H111V95H110V93H112V92H110V93H108L107 94V92L108 91H105V92H103V90H100L99 88L96 90L95 88H97V87H95V88H93V89H95L97 92L95 93V94H97L99 91V94H98V96L99 95H101L100 93H101V91H102V94H106L109 98L108 99H110V101L112 102V104L113 105H111L110 106V103L111 102H105V101H103V97L101 98L102 99V103L104 104H106L107 105V107H106V109H103L105 106H103V108L101 107V108H99V107H96L97 105L99 106H101V104H99V101L98 100H96V99H99L98 97H96V99H95V97H93L94 95H93V91H92V87H94V86H92V84L94 83V80L96 81V79ZM111 78V79H110ZM114 78H116V79H114ZM71 79H73V80H71ZM79 81H78V80ZM81 79V80H80ZM123 79H125L124 80V82H123ZM132 79H134V81L132 80ZM164 79V80H163ZM195 79V80H194ZM70 80V81H69ZM76 80L78 81L77 83H76ZM83 80V81H82ZM88 80V81H87ZM90 80V81H89ZM143 80V81H142ZM151 80H153L152 82H150ZM168 81V82H166V81ZM170 80V81H169ZM185 80V81H184ZM214 80V81H213ZM28 81V82H27ZM67 81H69V82H67ZM122 82V83H119V82ZM130 81V82H129ZM132 81V82H131ZM141 81V82H140ZM145 81V82H144ZM146 81H148V82H146ZM237 81V80H236ZM20 82V83H19ZM30 82H32V83H30ZM80 82V83H79ZM89 82L91 83L92 82V84H91V86L92 87H89L88 85H89ZM98 82V81H97ZM142 82H144V83H146V85L145 84H141ZM19 83V84H18ZM67 83V84H66ZM68 83H70V84H68ZM74 83V84H73ZM78 83H79V85H78ZM84 85H86L87 83H88V85H86L87 87H89V89H91V91H92V94H89V93H87L88 92V90L89 89H87V88H85V87H83L85 90L87 89V91L86 92H84L85 90L84 89H82V86H83V84ZM99 83V82H98ZM98 83H96V85H98L99 87H100V83H102L101 81H100V83L98 84ZM133 83V84H132ZM155 83V84H154ZM223 83V84H222ZM225 83V84H224ZM229 83H231V84H229ZM29 84H30V86H29ZM35 84V85H34ZM71 84H73V85H77V87L75 86H73V85H71ZM82 84V85H81ZM95 84V83H94ZM93 84V85H94ZM130 84H132L133 86H134V88H136L135 90H134V88L132 87V85H130ZM141 84V85H140ZM154 84V85H153ZM207 84V85H206ZM227 84V85H226ZM229 84V85H228ZM27 87H26V86ZM33 85V86H32ZM54 85V83L51 85V86H53ZM68 85H70V86H73L74 88H76L75 89V91H74V93L72 94L73 96L74 95H76L77 94V92L76 91H80L81 89L83 90V94L82 93H80V97H78L77 95H76V97L77 98H79L80 100H83V102L82 101H78L77 100V98H75V96L73 97L72 95H71V93H70V91H72V90H74V88H72V90H70V88H69V86ZM130 85V86H129ZM140 85V86H139ZM167 85V86H166ZM226 85V86H225ZM32 86V89H33V92H31L30 90H32L31 88H29V87H31ZM36 86V87H35ZM124 86H125V91L123 90V88H124ZM128 86L130 87L129 89H128ZM148 86V87H147ZM172 86H174V88L172 87ZM175 86H177V88H178V94L176 93V91H175ZM251 86V85H250ZM139 88V90H138V88ZM190 87H192V88H190ZM29 90H28V89ZM150 89V90H148V89ZM36 89V90H35ZM66 89H69V91H66ZM130 90V91H128V90ZM167 89V91H170V92H172V96H171V98L168 100V102H167V104H166V106H164L163 105V101H162V99L160 98V97H162V94H163V92L161 93V91H164V90H166ZM190 89H192V90H190ZM119 90H121V92H119ZM135 91V92H137V93H135V92H133L132 93V91ZM148 90V91H147ZM157 90V91H156ZM241 90H242V92H244L243 94H245L246 92H245V90H244V87L243 86H241ZM22 91V92H21ZM236 91H237V94H236ZM18 92H20V93H18ZM65 92V93H64ZM67 92V93H66ZM69 92V93H68ZM125 92V93H124ZM130 92L132 93V94H130ZM29 93V94H28ZM76 93V94H75ZM85 93V94H84ZM127 93H129V94H127ZM139 93V95H141L142 93H143V95H147V96H150L151 97V99L149 100L148 98H145L144 100H140V101H137V102H134V99L137 97L136 96V94H138ZM234 93V94H233ZM250 93V94H249ZM252 92H248V94H246V96L248 97V96H250L249 98H252L250 101H249V103H248V105H249V107H250V109H249V112H250V114L252 113V111H253V114L254 113H256L257 112V115H263L264 116V107H263V111L261 110V111H259L258 109H260V106L257 104V103H255V101L258 99V100H260V101H263V94L258 98V95L256 96V97H252L251 95H253V94H251ZM79 94V93H78ZM87 94H89L88 95V97L89 98H91L92 97V99H91V101L93 100V98L95 99V101H93L94 102V104H93V102H91V101H89L87 98ZM130 95V96H125V95ZM153 94H155L156 95V97H155V95H153ZM5 94H1L0 95V99H1V97L2 96H4ZM70 95L73 97V99L72 98H69L70 97ZM86 95V96H85ZM132 95H134L135 96V98H134V96H132ZM138 95V96H139ZM112 96H113V94H112ZM152 96H154V97H152ZM241 98V99H239V97ZM82 97H83V99H82ZM75 98V99H74ZM112 98V97H111ZM120 98V97H119ZM127 98V99H128ZM234 98H236V100L234 99ZM262 98V99H261ZM69 100L68 101V103L66 102L65 103V100ZM87 99V100H86ZM108 99H107V101H108ZM121 99V98H120ZM127 99H125V100H127ZM231 99V100H230ZM62 100V101H61ZM105 100V99H104ZM124 100V99H123ZM241 100V101H240ZM59 102V104L57 103V102ZM85 101H88L89 103H87L86 104V102ZM98 101V102H97ZM234 101V102H233ZM61 102V103H60ZM74 102H76L75 103V105H77V108H76V110L75 111H77V109H79V106L82 104V106H86L85 108L86 109H79V111H81L82 110V112H80L81 113V115L79 116V111H77V114L78 115H76V113H74L73 111H74V107L73 108H70V107H72L73 105H71V104H73ZM82 102V103H81ZM85 102V104H83ZM138 102H139V104H138ZM151 102V103H150ZM264 102V101H263ZM65 103V104H64ZM81 103V104H80ZM91 103L93 104V105H91ZM96 103H98V104H96ZM142 103V104H141ZM169 103H171V105H175L177 108H178V117L176 118L175 117V111H172V113H173V115L171 114V115H169L168 116V112H167V109H170L171 110V105L169 104ZM253 103H255L254 105H253ZM66 104H68V105H71L70 107L68 106V105H66ZM91 106H90V105ZM126 104V103H125ZM129 104V105H130ZM145 104V105H144ZM150 104V105H149ZM21 105V106H20ZM56 107H55V106ZM79 105V106H78ZM87 105H88V108H91V110H92V112H90V110H89V112H87V113H85V114H87L88 115V117H87V119L85 118L84 120H82L81 122L83 123H79V122H77L78 124H76V121H78V119H80L81 120V117L83 118V116L84 117H86L84 114H83V112H84V110H85V112H86V110H88L87 109ZM157 105V106H156ZM170 105V106H169ZM52 106H54V107H52ZM90 106V107H89ZM92 106H93V108H92ZM112 106H114V107H112ZM120 106V105H119ZM152 106H153V108H152ZM259 106V107H258ZM32 107V106H31ZM62 107L64 108V109H62ZM68 107L70 108V109H68ZM112 107V109H113V111H111V110H109L108 112H110L111 114H112V116H111V114L110 113H106V116L103 118V115L102 114H104L107 110H108V108H111ZM148 107V109L146 110V108ZM150 107H151V109H153L152 111H151V109H150ZM216 107V108H215ZM255 107V108H254ZM258 107V108H257ZM49 108H51V109H49ZM56 108V109H55ZM80 108H81V106H80ZM98 108V109H97ZM240 108V109H239ZM102 109V110H101ZM188 109V113H189V115L188 116H186L188 113H186V110ZM231 109V110H230ZM2 110V111H1ZM52 110V111H51ZM66 110H68V111H66ZM69 110H72L71 112H72V114L70 113V111ZM93 110H96V111H93ZM106 110V111H105ZM142 110V109H141ZM149 110V111H148ZM158 110V111H157ZM220 110V111H219ZM242 110V111H241ZM45 111V112H44ZM55 111V112H56ZM100 111H101V113H100ZM103 111H105L104 113H102ZM121 111V112H120ZM140 112V115H139V112ZM148 111V112H147ZM208 111V112H207ZM239 111H241V112H239ZM259 111V112H258ZM14 112V113H13ZM63 112H66V113H64V115L63 114H61V113H63ZM67 112L69 113V114H67ZM135 112V113H134ZM226 112V113H225ZM22 113V114H21ZM74 113V114H73ZM88 113H91L90 115L88 114ZM96 115H95V114ZM122 113H123V115L125 116V117H127L128 119V122L127 123H125V125L123 126V125H120V122H121V124H122V121L123 122H126L127 120H123L124 118H123V115H122ZM145 113V114H144ZM238 113V114H237ZM259 113V114H258ZM260 113H262V114H260ZM17 114V115H16ZM37 114H38V112H37ZM101 114V115H100ZM108 114H110V115H108ZM113 114H115V116H118V117H116V118H114L115 120H118V118H119V116H120V114H121V119H122V121H120L119 120V125L121 126V129L117 126L118 125V123L116 124V126L117 127H115L114 125V123H116V122H118V121H112L111 120V118L113 119ZM117 114H119V115H117ZM126 114V115H125ZM133 114H131L130 113V115L132 116ZM143 115V117H142V115ZM158 114H159V116H158ZM105 115V114H104ZM107 115L110 117H107ZM146 115V116H145ZM152 115V116H151ZM162 115V116H161ZM165 115V118L163 117ZM224 115H226V116H224ZM234 115H238V116H236V119H238L237 117H240L239 119H238V122H237V124L235 125V127H233V125H231V123L235 120V118H234ZM256 115V116H257ZM33 116V118H31ZM42 116V117H41ZM46 116V117H45ZM94 116V117H93ZM101 116V118H99ZM137 116L139 117V118H137ZM210 116H213L214 118H213V123L212 122H210V121H207L206 122V120H205V118L206 117H210ZM6 117V118H5ZM38 117V118H37ZM107 117V118H106ZM161 117V119L159 120V118ZM175 117V118H174ZM225 117V118H224ZM252 117V116H251ZM25 118V119H26ZM40 118V119H39ZM45 120H44V119ZM93 118H95V122H94V120H93ZM105 118L106 119H108V120H105ZM164 118V119H163ZM230 118H231V121H230ZM233 118V119H232ZM254 118H256V121H258V122H256L257 123V125H258V128L261 130V128L263 129V131H259V135L257 136V137H259V139L262 141H260L256 136L253 138L254 139V141L256 140V142H258L257 144H259V146H261L262 148H264V143H263V140H264V123H262L263 121L261 120V119H263V117L262 116H260V119H259V117L257 116V117H253V119ZM8 121H7V120ZM145 119H147V120H145ZM177 119V120H176ZM253 119L251 118L250 119V121L251 122H253ZM260 121H259V120ZM12 120V119H11ZM36 120H37V122H38V120L40 121V122H42L41 124H44V125H40V123H39V125L38 124H36L37 122H36ZM43 120V121H42ZM51 122H50V121ZM132 120V121H131ZM137 120V121H136ZM191 120V121H190ZM233 120V121H232ZM31 121H33V122H31ZM49 121V122H48ZM60 121V122H59ZM64 121H66V122H64ZM68 121V122H67ZM75 121V122H74ZM92 121V122H91ZM147 121V122H146ZM175 121V122H174ZM2 122V123H1ZM4 122H6L5 124H4ZM31 122V123H30ZM101 123V124H99V123ZM141 122V123H140ZM146 122V123H145ZM215 122V123H214ZM27 123V124H26ZM34 123V124H33ZM60 123H62L61 125H60ZM85 123V124H84ZM93 123V124H92ZM98 123V124H97ZM103 123H107V125H105V124H103ZM140 123V124H139ZM177 123V124H176ZM190 123V124H189ZM200 123H201V125H200ZM23 124V125H22ZM31 124V125H30ZM36 124V125H35ZM50 124V125H49ZM76 124V125H75ZM109 124V125H108ZM158 124H160V127H159V125ZM208 124V125H207ZM210 124H212V127H211V125ZM20 125V126H19ZM27 125V126H26ZM35 125V126H34ZM38 125V126H37ZM46 125V127H45V129H44V126ZM48 125V126H47ZM57 125V126H56ZM99 126V125H102V127L101 126H99V128L98 129H94V127L95 126ZM219 125V126H218ZM221 125V126H220ZM30 126H33L32 127V130H33V128L34 127H37V128H34V130L35 131H33L32 132V130H31V127ZM43 126V127H42ZM93 126V127H92ZM114 126V127H113ZM192 127V129H191V127ZM29 127V128H28ZM40 127V128H39ZM66 130H64L63 128ZM77 127V128H76ZM81 127H84L83 129L81 128ZM94 131L95 130V132H93L90 128ZM101 127V128H100ZM113 127V129L110 131L109 130V132L107 131V129H111ZM124 127L126 128V129H124ZM127 127H128V129H127ZM130 127H132V128H134L133 130L134 131H132V130H130L129 132H128V130L129 129H132V128H130ZM194 127V128H193ZM231 127V128H230ZM247 127V128H246ZM25 129V130H23V129ZM58 128H60V129H58ZM95 128H97V127H95ZM118 128V129H117ZM228 130H227V129ZM233 128V133H232V131H230L231 129ZM246 128V129H245ZM15 129V130H14ZM45 131L46 132V134H45V132L43 133L42 131ZM44 129V130H43ZM54 129L56 130L55 132H54ZM58 129V130H57ZM68 129L70 130V129H72L71 131H69V132H67L68 131ZM73 129H76V130H73ZM104 129V130H103ZM117 129V130H116ZM159 131H158V130ZM195 129V130H194ZM213 129H214V132H213ZM226 131H225V130ZM239 129H241V130H239ZM18 130V131H17ZM29 130H31V131H29ZM39 130V131H38ZM61 130V131H60ZM63 130V131H62ZM88 130H90L89 132H88ZM99 130H101V131H99ZM113 130H116L115 132L116 133H114V131ZM120 130H121V132L122 133H120ZM123 130V131H122ZM126 130H127V132H126ZM29 131V133H27ZM40 131H41V133H43V135L42 134H40ZM47 131H49L50 133H48ZM64 131H65V133H64ZM77 131V132H76ZM131 131H132V133H131ZM26 132V133H25ZM39 132V133H38ZM54 132V133H53ZM72 132V133H71ZM78 133V132H81V134H76V133ZM84 132V133H83ZM124 132V133H123ZM159 132V133H158ZM183 132H185V133H183ZM231 132V133H230ZM247 132V133H246ZM21 133V134H20ZM71 133V134H70ZM75 133V134H74ZM117 134V135H120V137L119 136H115V135H112V134ZM130 133L132 134V136L130 135ZM151 133V134H150ZM158 133V134H157ZM26 136L25 137V139H24V136ZM36 134H37V136H36ZM84 134V135H83ZM125 134V135H124ZM136 134V135H135ZM195 134V135H194ZM29 135V136H28ZM38 135H40V136H38ZM83 135V136H82ZM124 135V136H123ZM130 135V136H129ZM148 135V136H147ZM22 136V137H21ZM44 136V137H43ZM74 136H76L75 138H73ZM78 136H80V137H78ZM126 136H128V137H126ZM138 136V137H137ZM140 136H141V138H140ZM185 136V137H184ZM241 136V137H240ZM21 137V138H20ZM42 137V138H41ZM69 137V138H68ZM82 137V138H81ZM155 139H154V138ZM243 137V138H242ZM124 138H125V140H124ZM129 138V139H128ZM137 138V139H136ZM139 138V139H138ZM262 138H263V140H262ZM39 139V140H38ZM71 139H74V140H71ZM128 141H127V140ZM133 139H134V142H133ZM144 139V140H143ZM21 140V141H20ZM41 140V141H40ZM110 140H115V142L113 143V141H111L110 142ZM131 142H130V141ZM174 142H173V141ZM74 141V142H73ZM105 143H104V142ZM172 141V142H171ZM241 141V142H240ZM10 142V143H9ZM107 142V143H106ZM119 142L121 143V145L119 144ZM123 142L125 143V142H127V143H125V144H123ZM186 142V143H185ZM240 142V143H239ZM110 143H111V145H110ZM118 143V144H117ZM173 145H172V144ZM189 143H191L192 144V146H191V148H188V145H189ZM195 144V146H194V144ZM17 146H16V145ZM19 144H21V146L19 145ZM114 144V146H112ZM129 144H131V145H129ZM144 144V145H143ZM147 144V145H146ZM161 144V145H160ZM196 144H198V146L196 145ZM201 144V145H200ZM119 145V146H118ZM147 146V147H144V146ZM204 145V146H203ZM233 145H235V147L233 148ZM39 146V145H38ZM100 146V147H99ZM105 146V147H104ZM180 146H181V148H180ZM207 146V147H206ZM113 147V148H112ZM242 147V148H241ZM11 148V149H10ZM119 148V149H118ZM141 148V149H140ZM143 148V149H142ZM148 148V149H147ZM103 149V150H102ZM108 149V150H107ZM135 149V150H134ZM137 149H138V151H137ZM152 149V150H151ZM166 149V150H165ZM209 149H211V150H213V152L209 155V154H207V153H209L208 151H209ZM11 152H10V151ZM132 150V151H131ZM134 150V151H133ZM141 150V151H140ZM143 150V151H142ZM147 150V153H145L144 154V151H146ZM163 150H164V152L165 153H163ZM232 150V151H231ZM29 150H27V152H28ZM108 151V152H107ZM178 151V152H177ZM4 152L5 153H7V154H4ZM26 152V153H27ZM51 153H48V154H50L51 155V157H50V155H46L45 157H40L39 158V161L37 160L36 161V163H40L39 165H41L40 166V169L39 170H42L43 168V170L44 171H47V170H49L50 169V167L52 168V165H53V168H57V169H60V168H62V167H64V165L65 164H67L68 165V163H72V162H74V161H77L76 160V157L77 156H82V155H76V157L74 158L75 160H71V158H68V157H66V156H64V154H63V151L62 152H60V154H58V156L56 155V156H54L53 158L55 159V162H54V159H52V153L54 154V152L53 151H50ZM106 152V153H105ZM124 152V153H123ZM126 152H128V153H126ZM132 152V153H131ZM138 152H141L142 153V155H140L141 153H138ZM163 153V154H161V153ZM177 152V153H176ZM190 152V153H189ZM127 155H126V154ZM138 153V154H137ZM150 153V154H149ZM168 153H170V154H168ZM13 154V155H12ZM55 154H57V153H55ZM131 155V156H129V155ZM134 154V155H133ZM150 156H149V155ZM158 155L159 154V156L157 157L156 155ZM175 154H176V156H175ZM185 155V156H184ZM60 156V157H59ZM62 156V157H61ZM129 156V157H128ZM143 157V158H141L142 159V162H140V161H138V159L140 158V157ZM152 156V157H151ZM154 156V157H153ZM158 158V159H156V157ZM162 156V157H161ZM206 156V157H205ZM49 157L50 159H52V160H48L47 158ZM64 157V158H63ZM79 157V158H80ZM100 157V160H102V158ZM125 157H127V158H125ZM149 157V158H148ZM59 158H63L62 160L60 159V161H65V164H63V162L61 163L60 161H58V159ZM78 158V157H77ZM78 158V159H79ZM136 158V159H135ZM154 158V159H153ZM200 158V161L198 160V161H196L197 159H199ZM41 159V160H40ZM46 160L47 159V161L48 162H50L49 164H47L48 162H46L45 163V161L44 160ZM130 159V160H129ZM135 160V162H134V160ZM153 159V160H152ZM187 159V160H186ZM43 160V161H42ZM71 160V161H70ZM133 160V161H132ZM150 160H152V161H150ZM183 160V161H182ZM184 160L186 161V166L184 165L185 164V162H184ZM208 160V161H207ZM232 160H234V161H232ZM42 163H41V162ZM54 163H56L57 162V165L58 164H60L59 166H57V165H55V164H52L53 162ZM103 161H106L105 159H103ZM128 161V162H127ZM140 162L141 164H140V167L141 168H139V166H138V162ZM148 161H150V163H148ZM189 161V162H188ZM263 161H264V157H263ZM59 162V163H58ZM155 162V163H154ZM169 162H170V164H169ZM177 162V163H176ZM197 162V163H196ZM254 162H255V160H254ZM254 162H253V164H251L250 166H249V168H252L253 170H255V167L257 166V168H256V170H255V174H257V173H260L261 172V169H259L260 167H261V165H262V162L258 159L257 160V164L256 165H254ZM126 163V164H125ZM108 164H109V162H108ZM127 164H131V166L133 167V169H132V167L131 166H129V165H127ZM148 165V166H145V165ZM154 164V165H153ZM202 164V165H201ZM226 165V167H225V165ZM39 165H36L35 164V166H39ZM48 165V166H47ZM54 165L56 166V167H54ZM63 165V166H62ZM193 165V166H192ZM196 165V166H195ZM62 166V167H61ZM66 166V165H65ZM122 166V167H121ZM136 166H138V167H136ZM146 168H145V167ZM150 166H151V168H150ZM229 166V167H228ZM231 166H232V168H231ZM255 166V167H254ZM193 167V168H192ZM195 167V168H194ZM228 167V168H227ZM52 168V169H53ZM126 168V169H125ZM137 168V169H136ZM140 170H142V171H139V169ZM143 168L144 169H146L145 171L146 172H144L143 171ZM149 170H148V169ZM173 168V169H172ZM180 168H182V169H180ZM230 168V169H229ZM167 169H168V171H167ZM192 169H194V171H192ZM200 169H201V171H200ZM42 170V171H43ZM56 170V169H55ZM125 170V171H124ZM148 170V171H147ZM169 170H171V172L169 173ZM216 170V171H215ZM167 171V172H166ZM192 171V172H191ZM198 172H199V175H198ZM224 172H226L227 174H224ZM146 173V174H145ZM190 173H192V175L190 174ZM149 174V175H148ZM169 174H171L170 176H169ZM189 174H190V176H189ZM200 174H203V175H200ZM145 175V176H144ZM148 175V176H147ZM205 175V176H204ZM227 175V176H226ZM188 176V177H187ZM149 177H151V179H152V181H151V179L149 178ZM219 177H220V180H219ZM163 178V177H162ZM185 178H188V180L187 179H185ZM190 178V179H189ZM212 179V180H211ZM214 180V181H213ZM218 180V181H217ZM141 181V182H140ZM143 181V182H142ZM154 181H156V182H154ZM221 183H220V182ZM151 182H153V183H150ZM219 182V183H218ZM154 183H156L155 185H156V187L157 188H155V186H154ZM218 183V184H217ZM144 184V185H143ZM153 184V185H152ZM112 185V186H111ZM115 187H114V186ZM119 186V187H118ZM153 186V187H152ZM214 187V188H213ZM154 188V189H153ZM159 188H162V186L160 187L159 186ZM117 189V190H118ZM132 189V190H131ZM153 189V190H152ZM118 190V191H119ZM120 190V191H121ZM106 193V192H105ZM125 193V194H126ZM131 194V195H132ZM264 194V193H263ZM261 194H257V196H260ZM264 196V195H263ZM74 197V199H72ZM71 196L70 198L67 196V197H59V202H55V204H56V208H58V206H60L59 208H58V210L61 208V211L60 212H62V210H63V207L65 206V203H66V200H67V198H68V201L69 202H77L78 201V199H79V201L77 202L78 204H82L83 202H84V204L83 205H85V204H88V202H89V205H93V201L94 200H92L91 198H84L83 199V197H77V199L75 198V196ZM82 199H83V201H82ZM60 201H62V203L60 202ZM81 201V202H80ZM90 201H92V204H91V202ZM80 202V203H79ZM96 201H94V205H96V203H95ZM58 203H59V205H58ZM54 218V217H53ZM53 220H55V218L53 219ZM259 237H261V236H259ZM244 239V241H242ZM245 237L244 238H241V241L242 242H245ZM247 242H245L244 243V245H243V243H242V246L243 247H241L239 250H243V248H244V246L245 245H247L248 244V240H246ZM250 245L248 244L247 246H245V248L246 247H249ZM250 248V247H249ZM1 250V249H0ZM7 250V249H6ZM231 250V248L230 247H228L227 248V251H230ZM241 251H240V253H241ZM244 251H245V249H244ZM243 251V252H244ZM249 253H248V252ZM1 252V251H0ZM242 252V255H243V257H246V256H251V253H250V251L249 250H246V253L247 254H245V252L243 253ZM250 254V255H249ZM68 256V257H67ZM70 257V255H66V256H64V258H66V259H68ZM72 257V256H71ZM65 259H62L61 258V260H59V262L60 261H64ZM81 262V261H80ZM80 262H79V260H77V263L78 264H80ZM62 264H64L63 262H61ZM109 263L110 264H112V261L110 262L109 261Z\"/></svg>",
	"mask_w": 264,
	"mask_h": 264
},
{
	"label": "flooded vegetation",
	"instance_id": "3",
	"mask_svg": "<svg viewBox=\"0 0 264 264\" xmlns=\"http://www.w3.org/2000/svg\"><path fill=\"white\" fill-rule=\"evenodd\" d=\"M62 25H60V27H61ZM55 30V29H54ZM61 31H62V29H60ZM64 31H65V29H64ZM56 33H58V31H56ZM69 34H71L70 32H69ZM56 35V34H55ZM50 36H52V35H50ZM70 38H73V37H70ZM75 38H77V37H75ZM82 40L80 41L81 42V46L83 45L82 43H84V41L87 39V38H81ZM84 40V41H83Z\"/></svg>",
	"mask_w": 264,
	"mask_h": 264
}]
</instances>
